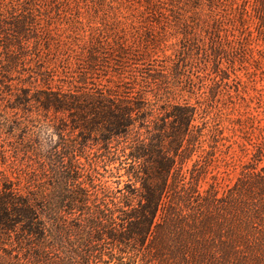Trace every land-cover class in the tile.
I'll list each match as a JSON object with an SVG mask.
<instances>
[{
    "label": "trees",
    "instance_id": "1",
    "mask_svg": "<svg viewBox=\"0 0 264 264\" xmlns=\"http://www.w3.org/2000/svg\"><path fill=\"white\" fill-rule=\"evenodd\" d=\"M166 1L0 0V86L12 81L0 111V264H254L264 255V166L242 170L223 195L215 182L199 187L220 144L219 97L240 92L230 70L245 55L191 39L193 25L213 33L222 0ZM253 1L262 26L264 0ZM60 16L61 34L88 38L56 39L49 27ZM126 26L145 48L159 43L157 28L181 36L163 69L130 58ZM198 55L204 97L176 101L183 78L184 93H196L185 68ZM254 150L261 161L264 148Z\"/></svg>",
    "mask_w": 264,
    "mask_h": 264
},
{
    "label": "rangeland",
    "instance_id": "2",
    "mask_svg": "<svg viewBox=\"0 0 264 264\" xmlns=\"http://www.w3.org/2000/svg\"><path fill=\"white\" fill-rule=\"evenodd\" d=\"M229 1L230 0H222V5L220 8H217L212 15L209 25L213 23L216 25V28L212 29L213 33L200 30L198 27H195V25H193L194 28L190 30L191 39L197 42L199 41L198 44L201 45L199 47L205 48L203 45L204 42L209 44L212 42V45L218 46L228 42L236 47V55L241 57V55L244 54L246 58V60H243V63L238 61L235 62L233 69L229 68L231 69L229 82L231 85L233 83H238L240 92L238 94L232 92V98L228 97V101H225L226 99L223 100L222 98L225 96L222 95L226 92L227 85L221 83L222 97H219V102L225 103L219 105L221 107L219 114L222 115V121L219 125L221 137L220 144L216 151L214 162L211 164L205 178L200 180L199 185L200 190H202L215 182L220 195H223L222 193L233 185L235 179L240 175L242 170L247 171L248 167L259 169L264 166V153L262 160L259 162L255 161L253 157L255 152L254 149L259 147L264 148V25L261 26L254 16L255 2L253 0H232L234 2L233 6L235 7V11H227L228 13H226L225 9L229 7H225V4ZM160 2L162 6H166V0H160ZM124 3L128 6L134 5V7L142 9L140 0H131L129 2L124 0ZM243 4H246L244 11L247 24L246 31L242 34V32H240L241 29L239 28L237 17L239 12H242ZM82 11L83 16L81 20L83 23L87 24L85 8H83ZM37 18H40L38 21L40 24L38 26L44 29L45 21L42 20V16H37ZM63 18V16H60V19H54L49 27L50 32L55 35L56 39L60 38L63 42L65 39L68 40V36L73 34H75L74 36L78 37L80 41L88 38V30H80L77 34L71 31H66L64 34H61L60 29L65 26ZM126 21L132 23L131 18H128ZM133 22V24L136 25L137 21L135 19ZM192 23H195V19L192 20L191 24ZM143 25H147V22H144ZM147 26H150V24ZM126 29V32L121 31L119 35L120 39L127 42L128 45L134 42L132 45L133 56H130V58L133 61L137 60V62H134L138 63L139 66H148L154 70L163 69L164 57L173 54L175 44L181 39L180 35L172 34L170 29L164 31L157 28L152 33L156 37L158 36L159 43L145 48V45L139 43L136 30H129V26H126ZM59 34L60 36L58 37L57 35ZM160 35L163 36V38L160 37L161 42L159 38ZM148 52L151 57H148ZM70 53L72 56L81 58V53L78 48ZM2 55L3 54H1V56ZM198 58H201V56L198 55L195 61L189 60L185 68V73L188 75L190 74V78L196 83V93H194L192 97H188V95L184 93V87L188 85L185 83L187 80L183 78L181 81L182 91H174L176 92L174 93V99L176 101H183L184 99L191 103L202 101V97H204L203 95L205 94L210 80L205 79L203 84L198 81L197 77L201 78L202 75H204L202 70L199 69L202 65L196 62ZM228 65L226 60L223 59L221 67L226 69ZM11 82L12 81L5 80L3 85L0 86V111L10 98L9 92H7L8 89H5L3 86L9 85ZM215 112L216 110H214L213 115ZM2 113L3 111L0 112V114ZM8 116L14 120H22L24 118V114L20 111H10ZM226 119H241L243 124L241 126L234 125L229 123ZM206 132L207 130L204 131L205 136L202 139L207 137ZM206 149L207 143L205 140H202L197 150L199 153H202ZM196 156L197 155H195L194 158H196ZM192 161H189L184 166L185 170L191 167ZM254 264H264V255H261Z\"/></svg>",
    "mask_w": 264,
    "mask_h": 264
}]
</instances>
